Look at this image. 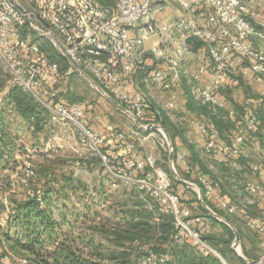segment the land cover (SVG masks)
Here are the masks:
<instances>
[{"label":"built area","instance_id":"1","mask_svg":"<svg viewBox=\"0 0 264 264\" xmlns=\"http://www.w3.org/2000/svg\"><path fill=\"white\" fill-rule=\"evenodd\" d=\"M252 5L253 0H0V58L12 73L13 86L45 108L52 123L75 130L71 138L77 146L97 151L108 168V177L136 183L154 200L158 213L172 216L173 242H187L203 257H221L207 236L219 229L211 216L226 223L225 218L204 197L229 214H235L238 205L201 175L202 188L192 183L208 212L194 215L160 162L152 156L140 157L136 142L124 133L118 135L125 149L122 155L105 151L107 141L102 134L87 126L84 104L67 103L64 92L70 76L77 73L75 68L83 71L104 97L122 104L125 114L145 130L157 125L149 121L147 90L170 93L164 107L172 109L187 82L196 100L218 112L226 107L218 94L233 59L248 61L255 73L264 75V30L252 22ZM37 37L48 40L68 66L55 59ZM197 42L201 46L195 50ZM193 122L204 150H215L219 145L216 124L204 116ZM256 122L255 117L247 118V129L254 130ZM245 140V134H236L223 149L238 154ZM171 153L175 169V164L185 163L190 154L187 150L175 152L173 147ZM261 161L264 168V151ZM25 168L29 176L36 174L32 158L26 160ZM232 169L221 180L230 192L254 197L262 191V184L236 175L235 170H242L238 162H233ZM248 223L262 253L247 264H264V214L249 217ZM4 245L0 243V247ZM9 256L20 264H33L29 258ZM170 258L149 250L144 263L168 264Z\"/></svg>","mask_w":264,"mask_h":264},{"label":"rangeland","instance_id":"2","mask_svg":"<svg viewBox=\"0 0 264 264\" xmlns=\"http://www.w3.org/2000/svg\"><path fill=\"white\" fill-rule=\"evenodd\" d=\"M262 16H264V13ZM262 20L255 21L253 19L252 22L259 29L264 30L263 17ZM37 39L47 47L55 59L62 60L58 57L48 40L40 37H37ZM67 83L64 99L69 104L82 102L85 109L89 112L91 125L101 126L108 119L114 124L122 126V129L126 132H129L134 127L133 120L127 114L117 110V106L104 97L89 78L80 73H74L70 76ZM187 85L189 83L184 82L182 88ZM11 86H13L12 73L6 63L0 58V102H2L3 96L9 92ZM146 92L150 102L149 106L152 108L149 121L160 125V130L148 129L144 133L141 132L140 135L130 136V133H126L129 139L136 142L138 154L144 158L152 156L160 162L172 180L176 182L174 183L175 190L178 191L179 189L182 192L183 187L179 184L181 181L175 177L170 163V149L171 147H177V145L180 147V143L183 142L184 147L191 152V155L193 151L198 154L199 160L202 162V170L209 174L212 180L217 181L216 172L218 170L216 165L211 162L213 159H210L205 154L202 146H195V144L188 141L189 135L192 137L195 133L187 130L188 122L184 119L180 121L177 118V111L165 109L163 99L157 95L165 92L153 90H147ZM8 108V113L13 112L12 105ZM44 110L46 109L44 108ZM158 112L163 116L165 115L170 122L166 125L159 123ZM46 113L45 128L41 132L36 133H31L28 129L23 128L25 120L21 119V117L15 119L16 124L22 123L23 127L15 131L19 137L17 147L7 168L0 172V235L3 239L0 240V243H5L4 247H0V264H20L18 259L9 256L10 253L17 258L26 257L30 259L31 255L28 251L20 247L14 248L13 243L8 242L3 235L8 229L7 222L10 214L14 213L17 204L27 200H38L46 208L50 204L49 208L54 212L57 222L65 223L64 219L66 218L67 223L62 228L63 232L69 234L70 226H72L73 229L76 228L74 230L76 233L94 236L96 244L104 242L107 248L105 250H108V252L123 250L119 240L116 242L115 233L122 232L121 234L128 236L129 234L124 231L128 228L127 223L130 222L131 212H136L135 217L137 220L146 221L150 226H143L142 230L136 233L135 237L140 239L138 246L143 247L146 251L157 247L162 250L170 249L171 233L169 232L170 235L167 232L163 233L158 227L164 219L170 221L169 216L172 220V225H174L172 216L167 213H158L154 200L145 190H141L136 183L126 180H114L108 177V168L103 164L97 151H92L85 145L77 146L71 138V134L76 133V131H71L67 127L52 123L50 114L48 111ZM172 115L173 117H171ZM15 128L16 126L12 125L11 129L15 130ZM79 142L81 144V141ZM28 158L33 159L35 169H37L34 176H29L26 172L25 163ZM195 161L194 159L191 161V167H193V162L195 163ZM175 166L180 174L179 167L176 164ZM202 170L198 171L194 168L192 175L181 173L182 175L180 174V176L184 180L197 183L198 175H201ZM48 171L53 173H44ZM114 182H116L115 185L113 184ZM75 189L77 191H74ZM182 194L187 196L189 202L193 203L194 211L200 213L198 208L202 206V201L198 197L195 187L186 189V193L184 191ZM226 197L231 199L227 191ZM44 198H48L47 202H44ZM241 201L246 204V206H239V209H243L244 213L251 216H262L264 214L254 205L257 201L255 197L243 194ZM212 206L210 207L220 216L234 219L226 211ZM94 212H100V218H94ZM147 213H153V216L147 219ZM80 214H89V219L94 220L93 224L99 225V229L95 231L89 229L91 221L89 222L88 220L85 223L80 219L76 223L75 216H80ZM103 226L104 230L101 232L100 228ZM242 228L246 239L249 241H247L249 246L251 245L250 248H256V234L246 224L242 225ZM26 231L25 226H15L10 230L13 239L23 238L27 235ZM31 232H29V235ZM46 237L47 235L43 236L42 240H45ZM130 240L124 237L121 244H129ZM49 248L52 249V245ZM135 249L139 248L136 247ZM239 251L242 252V249L239 248ZM143 252L145 254V251ZM144 257L146 256L144 255ZM144 257L140 259V264H145ZM257 257V253H252L253 259Z\"/></svg>","mask_w":264,"mask_h":264},{"label":"trees","instance_id":"3","mask_svg":"<svg viewBox=\"0 0 264 264\" xmlns=\"http://www.w3.org/2000/svg\"><path fill=\"white\" fill-rule=\"evenodd\" d=\"M101 1L106 2L108 0ZM200 46L201 43L197 42L194 46V49L198 50ZM60 61L63 62L64 67L68 66L66 60L63 59ZM229 86L230 85L225 81L223 88H221V90L219 91L218 95L220 96V98H222V100H224L226 96H230L232 90ZM186 89L189 96V108L196 111L197 114L204 113L210 116L218 128V132H220L222 135H224V133L231 128L239 129L245 126L247 118L255 117L257 120L256 127L254 128V130H249V135L252 137H263L264 102L261 105H258L256 108L246 106L247 109H245L246 107L244 108V106L246 105L244 104V106L239 109L241 113L238 115V118L234 120V118L227 117L219 111L214 113L212 107L209 104L202 103L201 105H199L197 101H195V99L191 96L189 86H187ZM10 105L13 106V112L8 113V107ZM149 110L151 111L152 108L150 107ZM46 112L47 111L44 110V108H42L31 96L23 92L17 86H11L9 92L3 96L2 102H0V172L7 168V165L10 162V159L13 157V153L17 147L19 137L17 136L15 131H18V129L23 127L22 123L16 124L15 119L17 117H21V119L25 120L26 122L24 121L23 128L28 129L31 133L41 132L45 128V116H47ZM150 115L151 114H149L148 117H150ZM157 118L159 120L158 122L163 125H166L170 122L165 115H158ZM12 125L16 126L15 130L11 129ZM175 152H177L176 147ZM190 158L192 159L191 161H193V159L194 161L197 160L195 162L201 164L202 167V162L199 160V156L195 151H193V154L190 156ZM177 166L179 167L178 170H183L181 164H177ZM223 170L224 174L223 176H221V180L225 178V176L230 175L233 169L227 168ZM240 171L235 170L236 175L242 178V174ZM44 173L49 174L53 172L48 171ZM182 173L184 174L185 171ZM186 175L190 174L188 173ZM174 183L176 182H174L173 180V185ZM197 183L201 188L203 187L200 181H198ZM227 183L229 182L227 181ZM179 184L183 185L181 182ZM219 184H217L219 186L218 189L223 191L224 183L220 181ZM74 191L77 190L75 189ZM204 198L206 203H210H208V205H213L211 200L206 197ZM47 199L48 198H44V202H47ZM182 200L187 206L191 208L194 215H202V206L198 208L200 213H197L194 211L195 208L190 205L188 203L189 201L184 199L183 196ZM47 207L48 208H46V206H44L43 203L39 202L38 200H27L25 202L17 204V208L14 210V213L10 214V216L8 217V229L5 232L3 230V235L5 236L6 240L10 243L12 242L14 248L20 247L30 253V260L33 264H140V259L144 257V255L147 256L149 253V250L146 251L143 247L140 246V248L138 246L140 239L135 236L137 235L136 233L138 231L142 230L143 226H150L146 221L140 219L137 220V218L135 217L136 212H131L130 222L127 223L128 228L124 231L129 235L124 236L123 234H121L122 232L115 233L116 242L117 240H119L120 245H122L121 248L123 250L119 252L116 250L108 252V250H105L106 246L104 242L96 244V242L94 241V236L88 234L85 235L83 233L85 235L84 236L82 233H76L74 231L76 228L73 229L72 226H70L69 234L63 232L62 228L67 223L66 218L64 219L65 223L57 222V219H55L54 216V212L49 208L50 204H48ZM147 215L148 219V217L150 218L153 216V213H147ZM100 216V212H94V218H100ZM89 217V214H80V216L76 215V223H78L80 219H82V221L85 223L88 220L89 222L91 221L89 229L94 231L99 229L100 226L97 224H93L94 220H92L91 218L89 219ZM211 218L220 226H222V230L219 231V229H214L212 233L207 236V239L209 240V242L211 241L212 244L219 247L221 251L229 253L232 250L231 244L235 238L234 230L228 224L220 222L212 216ZM169 219L170 221L168 219H164L158 227L163 233H171L174 230V225H172L170 216ZM226 219H228L230 222H234V219ZM15 226H25L27 229V235L23 238L13 239L10 230ZM237 227L240 236L243 237V231L241 230V227ZM103 230L104 226L100 228L101 232ZM30 231L32 232L29 235ZM45 235H47L46 239L42 240V237ZM124 237H126V239H131L129 244H121ZM0 240H3L2 237H0ZM169 243V245L171 246L168 250H162L159 247L152 248L150 250L156 255L170 256L171 258L168 261V264H221L220 261L214 256H212L214 258H208L207 260H205L204 257L200 255L196 250H194V248L187 242L184 244H178L176 242L169 241ZM50 245H52V249L49 248ZM135 246L139 249H135ZM143 251H145V254Z\"/></svg>","mask_w":264,"mask_h":264},{"label":"crops","instance_id":"4","mask_svg":"<svg viewBox=\"0 0 264 264\" xmlns=\"http://www.w3.org/2000/svg\"><path fill=\"white\" fill-rule=\"evenodd\" d=\"M252 10L254 12L252 19H254L255 21H259V20L263 21L262 17L264 18V16H262V14L264 13V0H253ZM226 82H227V84L230 85L229 87L232 90V92H231L230 96H228V97L226 96L225 99L223 100L226 103V107L221 108L219 110V112L223 113L225 116L234 118V120H235L238 118V115L241 113L239 109L242 108L244 106V104H246L244 106V108L246 106H249L251 108L252 107L256 108L258 105H261L264 102V75L255 73L252 70L251 66L249 65L248 61H245L241 58L233 59L230 73H229V75L226 76ZM186 87L182 88L180 90L179 95L175 100L174 108H172V110H175V112L177 111L176 112L178 115L177 118L180 119V121L184 119L188 122L187 130H190L189 132H192V133L195 132L192 137H191V135H189L190 137H189L188 141L190 143L195 144V146H198V145L202 146V149L204 150V141L203 140L201 141L200 136H199V130L196 128L193 121L195 119L199 118L200 116L207 117L210 120H212V118L210 116H208L207 114H204V113L197 114L196 111L189 108V106H188L189 96H188ZM190 94L194 98L192 93H190ZM157 95H158V97H161L163 99L164 106L171 99L170 93H168V92L158 93ZM195 101H197V103L199 105L202 104L196 99H195ZM116 109L125 114V112L120 110L118 107H116ZM165 109H167V108H165ZM230 109L234 110L235 113L231 114L229 112ZM245 109H247V107ZM158 115H161V114H159V112H158ZM174 116H175V114H174ZM85 117H86L87 126L89 128L98 130L102 134L103 138L107 141L105 151L111 150L112 152L116 153L117 156H120L125 152L123 142L118 138L119 134L130 133L129 136L130 135H140L141 132L144 133L145 131H147L145 129L138 128L134 121H133L134 127H132L129 132H126L125 130L122 129V126H120L118 124H114L113 122L109 121L108 119H107V122L106 123L103 122L101 126L100 125H98V126L91 125L89 112L86 109H85ZM171 117H173V115ZM154 129H156V128H154ZM134 131L136 133L132 134V132H134ZM239 133H243L246 136V140L240 149V153H238V154L226 153L223 149L224 143H230V141L233 139V137ZM262 136L263 137H256V136L252 137V136H250L249 130L246 127V122H245V126L239 128V129L231 128L230 130L226 131L224 133V135H222L219 132V135H218L219 145H218V147L215 150H213L212 152H208V151L204 150L205 154L210 159H213L211 162H213L216 165V168L218 170L216 172L217 173L216 176H217L218 181L212 180L211 176L209 174H206L202 170L201 165L198 164L197 162H195V163L193 162V167H191V164H192L191 160L192 159L190 158V156H191L190 152H189L190 154H189V157L187 158L186 162L181 164L182 169L185 171L186 174L189 173L190 175H192L194 168H196L198 171L202 170L201 175L203 177L209 179V181L213 184V186L218 188L219 186L217 184H219V182L221 181V176H223V174H224L223 169L232 168L233 162L234 161L238 162L242 166V170L240 171L242 174V178H245L247 180H251V181L258 182V183L262 184L263 189L260 192V194L254 195V197L257 200L255 202L256 204H254V205L256 206V208L260 212H264V168L261 164L262 163L261 154L264 151V134ZM138 138H140V137H138ZM134 139L136 140V138H134ZM180 145H181L180 147L177 145V147H176V148H178L177 151L187 150L186 147H184L183 142H181ZM183 170L181 172L179 170L180 174L182 172H184ZM137 175L141 176L142 174L136 173V176ZM201 175H198V179H197L198 181H199V178ZM182 184H183L182 185V187H183L182 192L185 191V193H186V188H192V187H190L184 183H182ZM225 186L226 185L224 184V188H225V190L223 188L224 195H226V191H227V193H229L231 196L230 200H232L235 204H237L238 207L243 206V201H241L243 198V195H240V196L236 195V194L230 192V190L227 189V186L226 187ZM221 188H222V186H221ZM178 192H180V194L183 196L182 192L179 189H178ZM183 198L187 200V196L184 195ZM188 203L190 205L193 204L191 202H188ZM212 204L215 207L219 208L218 203H216L215 201H212ZM202 206L204 208V209L202 208V215L203 214L206 215L208 211H207L205 204H203V202H202ZM256 208L253 207L254 210H256ZM219 209L222 210L221 208H219ZM205 211H207V212H205ZM202 215H196V216H202ZM218 215L220 216V214H218ZM229 215L234 218V222H230L227 219L230 223L228 225L233 230H234V228H236L238 230L237 226L241 227V230L243 231V237H241L240 242L237 246H235V238H234V240L232 241V244H231L232 250L229 253H225V252L221 251V249L219 247L215 246L210 241V243L221 254V257H217V256H214V257H216L220 261L221 264H247L248 262L256 260L261 255L262 250L259 248L256 239H255L256 240V242H255L256 248H250L251 245L249 246V243H248L249 241L246 239L244 229L242 228V225H244V224H246L250 228L249 223H248V218L251 217V215L250 214L249 215L244 214L242 209H238V211L235 214H229ZM213 218L222 222L217 217H213ZM210 219L212 220L215 227L222 230V226H220L218 223H216L212 218H210ZM239 248L242 249V252L239 251ZM252 253H257L258 257L256 259H253ZM214 257H212V256L211 257H204V259L207 260L208 258H214Z\"/></svg>","mask_w":264,"mask_h":264},{"label":"water","instance_id":"5","mask_svg":"<svg viewBox=\"0 0 264 264\" xmlns=\"http://www.w3.org/2000/svg\"><path fill=\"white\" fill-rule=\"evenodd\" d=\"M75 72L77 73H80L82 75H84L85 77L89 78L90 79V76L88 74H86L85 72L83 71H80L78 69L75 68ZM100 88V87H99ZM110 102H112L115 106H117L120 110H122L123 112H125V107L120 104L117 100H115L113 97L111 96H105ZM138 124V122H136ZM153 128H160V125H153ZM171 157H170V161L173 159V154L171 153L170 154ZM171 163V162H170ZM172 166V165H171ZM172 170H173V173L175 175V177L177 179H179L181 182H183L184 184L190 186V187H196V185L190 181H187V180H184L181 178V176L179 175V173L176 171L175 168L172 167ZM224 221L226 223H229V221L227 219H224ZM230 224V223H229ZM234 231H235V246H237L240 242V239H241V236H240V233L238 232V230L236 228H234Z\"/></svg>","mask_w":264,"mask_h":264}]
</instances>
